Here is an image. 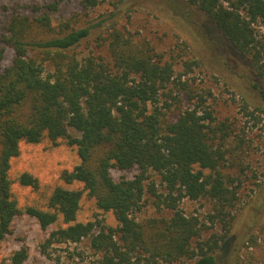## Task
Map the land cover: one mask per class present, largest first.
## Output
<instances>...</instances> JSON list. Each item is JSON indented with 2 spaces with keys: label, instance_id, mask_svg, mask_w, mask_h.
I'll return each instance as SVG.
<instances>
[{
  "label": "trees",
  "instance_id": "trees-1",
  "mask_svg": "<svg viewBox=\"0 0 264 264\" xmlns=\"http://www.w3.org/2000/svg\"><path fill=\"white\" fill-rule=\"evenodd\" d=\"M104 1L81 0L86 8ZM182 1L206 15L208 35L222 36L249 60L258 78L264 77V36L258 27L264 25V0ZM46 7L40 15L13 14L1 38L14 54L0 71V241L12 232L20 212L9 175L11 159L20 153L21 141L37 143L48 137L77 146L81 162L62 176L84 187L57 186L49 210L27 209L43 228L63 216L67 225L53 230L47 243L90 237L100 255L83 264H167L181 259L232 264L225 255L242 183L232 168L239 166L243 173L248 165L243 162L253 139L251 130L219 116L209 102L212 90L182 80L175 57L157 50L148 39L135 38L116 22L106 35L96 36L105 46L103 53L79 57L76 46L104 19L79 27L68 19L56 30L51 13L58 2ZM184 63L186 72L199 65L196 60ZM254 87L264 93L258 82ZM242 109L245 116L262 120L259 106L251 109L245 102ZM134 167L139 172L133 177L117 180L112 175L114 168ZM149 171L158 173L168 190L157 193L155 183L150 184L157 204L170 215L141 222L134 212L142 206ZM19 181L38 186V179L28 172ZM85 191L99 209L114 213L116 226L99 218L77 221ZM186 197L209 199V220L221 229L204 239L206 224L179 206ZM260 233L264 237V223ZM257 239L251 236L255 244ZM28 256V249L21 247L13 251L11 261L23 264ZM56 264L66 263L58 258Z\"/></svg>",
  "mask_w": 264,
  "mask_h": 264
},
{
  "label": "rangeland",
  "instance_id": "rangeland-1",
  "mask_svg": "<svg viewBox=\"0 0 264 264\" xmlns=\"http://www.w3.org/2000/svg\"><path fill=\"white\" fill-rule=\"evenodd\" d=\"M55 1L58 2V9L51 16L56 30L61 22L68 19L75 27L104 19L100 26L94 27L88 39L76 46L75 52L79 57L90 52L103 53L105 46L96 40V36L106 35L107 28L116 22L117 26L131 32L135 38L148 39L157 50L175 57L176 72L183 73L182 80H188L197 88L212 90L214 96H210L209 102L219 116H228L251 130L249 134L253 139L249 154L243 162L248 165H245L243 173L239 166L232 168V172L241 176L242 183L231 242L225 258L232 264H264V237L260 233L264 223V93L254 87V83L258 82L264 90V77L258 78L249 60L226 39L220 35H208L203 25L207 20L206 15L182 0H105L92 8L84 7L81 0H0V71L11 64L14 54L12 47L1 39L12 15H40L47 10V4ZM37 6L41 9L35 11ZM258 27L264 36V25ZM216 38H221V41L218 42ZM184 60H196L199 65L186 72ZM245 102L251 109L256 106L262 108L261 121L244 115L242 106ZM70 131L77 134L73 129ZM80 162L77 146L69 145L66 139H59L55 143L44 137L37 143L20 142V153L11 159L9 170L13 181V197L20 212L13 220L12 232L0 241V264H13L11 255L21 247H26L29 253L23 264H56L58 258L66 264H83L100 255L92 248L90 237L79 242L47 243L53 230L67 225L63 216L59 214L53 224L43 228L38 219L27 211L29 207L49 210V199L57 186L83 189V182L68 183L62 176L64 171L72 170ZM24 172L36 177L38 186L21 184L19 176ZM138 172L137 167L124 171L112 169V175L117 180L133 177ZM148 175L142 206L134 212L141 222L170 215L162 204H157L158 198L150 191V184L155 183L157 193L164 194L168 191L165 184L158 173L149 171ZM179 206L187 214L198 215L206 224L204 239L221 229L220 225L212 224L209 220L208 214L212 209L209 199L193 200L186 197L179 202ZM96 218L108 225H117L114 213L99 209L96 200L85 191L77 212V221L86 222ZM250 235H257V244L253 243ZM191 263L192 260L181 259L167 264Z\"/></svg>",
  "mask_w": 264,
  "mask_h": 264
}]
</instances>
